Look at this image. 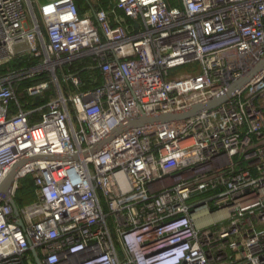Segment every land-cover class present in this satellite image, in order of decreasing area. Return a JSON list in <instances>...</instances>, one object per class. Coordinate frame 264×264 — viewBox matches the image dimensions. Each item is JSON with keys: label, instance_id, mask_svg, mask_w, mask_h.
Listing matches in <instances>:
<instances>
[{"label": "built area", "instance_id": "2783aa9c", "mask_svg": "<svg viewBox=\"0 0 264 264\" xmlns=\"http://www.w3.org/2000/svg\"><path fill=\"white\" fill-rule=\"evenodd\" d=\"M24 56L36 62L0 74V184L27 160L12 196L30 176L34 199L16 214L0 197V264H264V71L90 151L127 119L225 91L264 56V0H113L92 15L0 0V66ZM76 61L99 77L64 72Z\"/></svg>", "mask_w": 264, "mask_h": 264}, {"label": "water", "instance_id": "95a60500", "mask_svg": "<svg viewBox=\"0 0 264 264\" xmlns=\"http://www.w3.org/2000/svg\"><path fill=\"white\" fill-rule=\"evenodd\" d=\"M264 71V56L254 61L247 70L237 79H235L231 84L228 85L227 89L223 91L222 93L198 104L191 108H188L183 111L178 112H170V113H160L156 115H147L145 113H141L138 117L133 119H127L121 123H119L112 132L104 138L99 143L95 144L91 152H96L100 150L108 141H110L112 138H114L116 135L134 127L138 126H146V125H154L159 123H166L171 122L175 120H182L185 118H188L194 114H196L199 111L212 109L221 103L227 101L234 91L238 89L244 88L256 75H258L260 72ZM43 100V97L38 95L35 96L34 102L35 104H39L40 101ZM89 152H86V154ZM37 158H62L57 155H48V156H41L37 155L30 159H37ZM29 160V159H28ZM27 160L21 161L20 163H17L13 166L12 170L8 173V175L5 177V179L0 184V197L6 198L9 203L12 205L14 212L18 213V207L16 204V201L14 197L12 196V188L14 186V183L16 181V177L18 174L19 168L26 162ZM39 264V261H37Z\"/></svg>", "mask_w": 264, "mask_h": 264}, {"label": "trees", "instance_id": "16d2710c", "mask_svg": "<svg viewBox=\"0 0 264 264\" xmlns=\"http://www.w3.org/2000/svg\"><path fill=\"white\" fill-rule=\"evenodd\" d=\"M85 0H75L77 8L79 10V13L82 15V10L83 8L81 7L80 2H84ZM171 4H177L178 0H168ZM101 4L103 7H106L107 0H100ZM36 60L32 59L29 56H24L21 58H16L10 61L9 63H6L4 65L0 66V74H5L8 73L9 71H12L14 69H18L22 66H29L30 64H34ZM64 72H78L80 76L84 79L87 80V76L90 74L95 75L97 73L99 75V69L98 68H86L85 63L76 61L72 64L66 65L64 67ZM100 79V78H99ZM38 81V80H24L21 81L19 84L16 85L17 92L19 93L20 101L24 102L26 100H29V98L26 96L24 93V88L28 86L29 84ZM101 83V81L97 80V82L94 85H97ZM55 95V92L53 88H50L48 91L45 92L44 94V101H47L49 98L53 97ZM31 103L26 104V107H30ZM30 182L32 184V180L30 177Z\"/></svg>", "mask_w": 264, "mask_h": 264}, {"label": "rangeland", "instance_id": "374dc122", "mask_svg": "<svg viewBox=\"0 0 264 264\" xmlns=\"http://www.w3.org/2000/svg\"><path fill=\"white\" fill-rule=\"evenodd\" d=\"M80 62V61H79ZM179 70H177V72H182L187 69V66L184 67H180L178 68ZM59 74V80L62 86L66 85V81L64 79V77L62 76V73L60 71H58ZM95 75L97 77H99V75L97 73H95ZM99 81H101V79H99ZM34 199L33 196V185L30 182V176H26L24 178L20 179L19 182V188L16 191L15 194V201L17 202V204L19 206H23L26 204H29L30 202H32V200Z\"/></svg>", "mask_w": 264, "mask_h": 264}, {"label": "crops", "instance_id": "0c3cea01", "mask_svg": "<svg viewBox=\"0 0 264 264\" xmlns=\"http://www.w3.org/2000/svg\"><path fill=\"white\" fill-rule=\"evenodd\" d=\"M106 7H103L100 0H85L80 2L82 10V15H92L93 11L97 8L103 7L105 9H110L113 7V0H107Z\"/></svg>", "mask_w": 264, "mask_h": 264}]
</instances>
